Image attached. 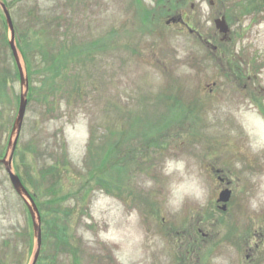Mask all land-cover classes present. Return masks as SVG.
Returning a JSON list of instances; mask_svg holds the SVG:
<instances>
[{"label":"rangeland","instance_id":"obj_1","mask_svg":"<svg viewBox=\"0 0 264 264\" xmlns=\"http://www.w3.org/2000/svg\"><path fill=\"white\" fill-rule=\"evenodd\" d=\"M0 1L17 42L26 11ZM36 2L69 21L40 40L53 65L29 46L14 152L26 89L0 3V160L13 154L42 241L61 204L71 247L43 244L36 264H264V0ZM34 226L0 163V264H33Z\"/></svg>","mask_w":264,"mask_h":264},{"label":"trees","instance_id":"obj_2","mask_svg":"<svg viewBox=\"0 0 264 264\" xmlns=\"http://www.w3.org/2000/svg\"><path fill=\"white\" fill-rule=\"evenodd\" d=\"M19 5L21 7L23 6L24 11H26L25 18L27 19L26 26H27L28 31L25 32V34H22L21 33L22 26L20 25L21 23H19V41H17L16 43H17L19 54L25 62L26 71L28 75L27 77L30 82L32 78L31 76L32 65L29 59V56L31 54L30 53L31 48H29V46L32 45L34 41L38 43L40 49H38L36 53L40 52L41 60L42 61L47 60L49 65L50 64L53 65L55 63L54 59L52 57L51 59H49V57L47 56V52H45L44 50L46 49L47 43L44 42L42 44L40 40L45 39L48 41V44H51L54 39L53 34L55 36L58 33L57 37H59V31L57 30H60V28L63 27L61 21H66V25H67V22L69 21V19L66 16L63 17V16L57 15V17H55L51 11H47L43 9V7H41L39 2L38 3L36 2V0H19ZM2 21L4 24V30H5L4 40L8 48L10 47V39L8 36L9 27L8 25H6L7 23L3 19ZM14 27H15V37H16L18 27L16 24L14 25ZM28 35L30 36V39L26 38V41H23V39ZM64 48L61 50H64ZM10 57L14 58L12 50L10 53ZM16 66H17V63H16ZM16 70H17L18 76H20L18 66ZM30 89L28 90L29 92H30ZM54 205H55V218L53 219L52 217L53 220L51 219V221L48 222L50 226V230L45 232L44 234L45 237L42 241V245L44 244L46 246V244L48 243L51 244V241H52L53 242L51 244L52 248L54 247L56 252H59V250L63 252L66 249H69L71 247L65 235L61 233V231L63 230V226H62L61 218L59 217L58 214L59 213L61 214L63 212L62 206L61 204L56 203L55 201H54ZM70 250L73 252L75 249H70ZM72 254L74 255V259L76 260V254L75 253H72Z\"/></svg>","mask_w":264,"mask_h":264},{"label":"water","instance_id":"obj_3","mask_svg":"<svg viewBox=\"0 0 264 264\" xmlns=\"http://www.w3.org/2000/svg\"><path fill=\"white\" fill-rule=\"evenodd\" d=\"M0 3L2 5V7H3L4 13L6 15L8 26L10 28V32H11L10 46H11V49H12L13 54H14V57H15V59L17 61L18 67H19L21 83H22V86H25V88H26V91L21 94L18 115H17L16 121H15V124H14V127H13V133L15 134V143H14V146H13V152H14L15 146L17 144V141H18L21 129H22L23 121H24V118H25V115H26V110H27V105H28L27 91H28L29 85H28V79L25 76L24 70L22 68L21 60H20L18 49H17V46H16V42H15V28H14V24H13V20H12L10 11L5 6V4H3L1 1H0ZM213 3H214V1L211 0V4H213ZM179 20H181V18H178V19L177 18H171L170 20H168V23H170L171 21L176 22V21H179ZM215 24H216V27L219 29V31L222 34H224V38H226L228 33H229V31H230V28H229V25H228V23L226 21V18L225 17L217 18L215 20ZM12 157H13V154H12V156L9 159H7V158L1 159L0 163H2L5 166L8 174H9L10 181H11L14 189L16 190V192L20 196L25 198V200H26V202H27V204L29 206V210H30V212H31V214L33 216V219H35V226L34 227H35V230L38 232V248H37V251H36V254H35V257H34L33 264H36L37 263V259H38L39 254H40L41 246H42L41 225H40L41 216H40L39 209H38V207H37V205L35 203V200L33 199L32 195L29 193L27 188L24 186V184H23L21 178L19 177V175L14 173V171L12 169V160H13ZM230 197H231V190L228 189V188L224 189L220 193L218 201L223 203L222 209L226 210L227 203L229 202ZM36 215H37V218H38V221H39L38 223H36Z\"/></svg>","mask_w":264,"mask_h":264},{"label":"flooded vegetation","instance_id":"obj_4","mask_svg":"<svg viewBox=\"0 0 264 264\" xmlns=\"http://www.w3.org/2000/svg\"><path fill=\"white\" fill-rule=\"evenodd\" d=\"M179 23H182V24H183L184 22H179ZM185 23H186V22H185ZM214 49L218 51L217 46H216V47L214 46ZM250 78H251V76L248 77V80H249ZM219 179H220L221 182H223V183L226 185V186H222V187H221V190L224 189V188H227V187H228L229 189L231 188V187H230V186H231V181H230V180L225 179L224 177H219ZM231 190H232V189H231ZM232 194H233V191H232ZM219 206H220V205H219Z\"/></svg>","mask_w":264,"mask_h":264}]
</instances>
